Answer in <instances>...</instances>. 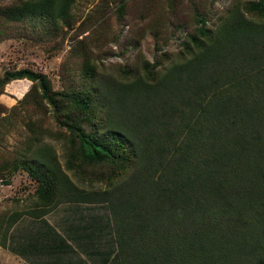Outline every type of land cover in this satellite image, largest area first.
<instances>
[{
  "label": "rangeland",
  "instance_id": "rangeland-1",
  "mask_svg": "<svg viewBox=\"0 0 264 264\" xmlns=\"http://www.w3.org/2000/svg\"><path fill=\"white\" fill-rule=\"evenodd\" d=\"M20 1L0 0V6ZM252 1L72 0L67 16L53 20L47 13L19 20L0 14V75L29 68L46 77L50 91L88 103L85 110L64 103L54 112L26 77L0 87V264H18L21 254L120 264L106 202L72 194L111 188L132 172L133 133L145 117L149 128L159 124L149 108L151 90L211 42L233 13L263 22L264 10L251 9ZM200 25L206 33L197 32ZM84 62L90 64L86 73ZM72 118L105 142L107 157L80 159L57 121ZM35 166L49 175L54 191L33 177Z\"/></svg>",
  "mask_w": 264,
  "mask_h": 264
},
{
  "label": "trees",
  "instance_id": "trees-1",
  "mask_svg": "<svg viewBox=\"0 0 264 264\" xmlns=\"http://www.w3.org/2000/svg\"><path fill=\"white\" fill-rule=\"evenodd\" d=\"M71 1L21 0L0 6V14L53 20L67 16ZM249 6L262 11L264 0ZM18 77L35 82L54 112L64 103L88 106L85 97L50 91L29 68L3 70L0 87ZM148 102L159 124L149 128L145 117L133 133L132 172L111 188L72 194L106 202L119 263L264 264V21L233 13L211 42L158 81ZM57 121L81 160L107 157L105 142L79 118ZM31 174L55 190L39 166Z\"/></svg>",
  "mask_w": 264,
  "mask_h": 264
},
{
  "label": "crops",
  "instance_id": "crops-1",
  "mask_svg": "<svg viewBox=\"0 0 264 264\" xmlns=\"http://www.w3.org/2000/svg\"><path fill=\"white\" fill-rule=\"evenodd\" d=\"M2 251V250H1ZM3 253H6L8 256V252L6 250L3 251ZM35 255H39L35 253ZM23 256L22 260H26L29 263L27 264H83V262H87L89 264L96 263L97 261L94 260V258H85L82 256L78 255H72V256H56V257H45V256H37L35 259H31L28 255L21 254ZM26 257V258H24ZM39 257V258H38ZM32 260H38V261H32ZM18 262V264H25L24 262ZM12 264V263H11Z\"/></svg>",
  "mask_w": 264,
  "mask_h": 264
}]
</instances>
